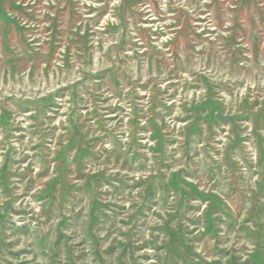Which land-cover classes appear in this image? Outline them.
<instances>
[{
	"label": "rangeland",
	"instance_id": "374dc122",
	"mask_svg": "<svg viewBox=\"0 0 264 264\" xmlns=\"http://www.w3.org/2000/svg\"><path fill=\"white\" fill-rule=\"evenodd\" d=\"M0 264H264V0H0Z\"/></svg>",
	"mask_w": 264,
	"mask_h": 264
}]
</instances>
